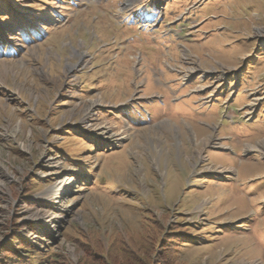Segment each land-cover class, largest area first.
Returning <instances> with one entry per match:
<instances>
[{
  "label": "rangeland",
  "instance_id": "obj_1",
  "mask_svg": "<svg viewBox=\"0 0 264 264\" xmlns=\"http://www.w3.org/2000/svg\"><path fill=\"white\" fill-rule=\"evenodd\" d=\"M93 253L264 264V0H0V264Z\"/></svg>",
  "mask_w": 264,
  "mask_h": 264
},
{
  "label": "bare ground",
  "instance_id": "obj_2",
  "mask_svg": "<svg viewBox=\"0 0 264 264\" xmlns=\"http://www.w3.org/2000/svg\"><path fill=\"white\" fill-rule=\"evenodd\" d=\"M78 55H79V54H78ZM97 101H98V100H97ZM95 102H96V101H90V103L86 105V107H85V112H86V114L90 111L91 106H93V104H94ZM100 128H101V127H99V129H100ZM110 131H111V130H110ZM100 134H101V136H102L103 138H105L106 140H109V141L113 140V133H109L108 130H107L106 128H103V129L101 130ZM65 181H66V180H63V179L60 180V181L57 183L56 187L54 186L55 190H56V191H60V192L64 191V190H65V186H64ZM61 189H62V191H61ZM50 191H51V190H50Z\"/></svg>",
  "mask_w": 264,
  "mask_h": 264
},
{
  "label": "trees",
  "instance_id": "obj_3",
  "mask_svg": "<svg viewBox=\"0 0 264 264\" xmlns=\"http://www.w3.org/2000/svg\"><path fill=\"white\" fill-rule=\"evenodd\" d=\"M178 233H176V235L175 236H178L177 235ZM174 236V235H173ZM96 258V260H97V263L98 264H116V263H113V262H111V261H109V259H107L103 254H98V253H93V256H92V258ZM138 262V261H137ZM137 264H139V263H137ZM141 264H143V263H141Z\"/></svg>",
  "mask_w": 264,
  "mask_h": 264
}]
</instances>
